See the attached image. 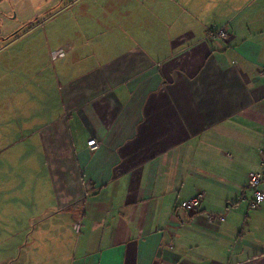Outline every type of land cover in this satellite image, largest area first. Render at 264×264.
Returning a JSON list of instances; mask_svg holds the SVG:
<instances>
[{
    "label": "crops",
    "instance_id": "0c3cea01",
    "mask_svg": "<svg viewBox=\"0 0 264 264\" xmlns=\"http://www.w3.org/2000/svg\"><path fill=\"white\" fill-rule=\"evenodd\" d=\"M121 2L119 24L139 14L141 42L79 67L63 62L77 53L69 43L54 53L70 73L58 74L59 96L20 111L16 136L39 145L52 193L27 224L38 223L51 264H264V202L250 205L264 0ZM199 194V209L182 207Z\"/></svg>",
    "mask_w": 264,
    "mask_h": 264
},
{
    "label": "rangeland",
    "instance_id": "374dc122",
    "mask_svg": "<svg viewBox=\"0 0 264 264\" xmlns=\"http://www.w3.org/2000/svg\"><path fill=\"white\" fill-rule=\"evenodd\" d=\"M123 10L121 0H0V264L53 260L36 220L27 224L39 214L37 205L52 203V193L39 145L16 136L20 111L38 113L59 96L62 68L70 74V64L115 57L119 45L140 43L141 35L131 34L139 29V14L126 26L118 21ZM69 43L77 53L63 61L65 67L54 53ZM36 82L42 83L39 91ZM66 257L57 258L58 264L67 263Z\"/></svg>",
    "mask_w": 264,
    "mask_h": 264
},
{
    "label": "built area",
    "instance_id": "2783aa9c",
    "mask_svg": "<svg viewBox=\"0 0 264 264\" xmlns=\"http://www.w3.org/2000/svg\"><path fill=\"white\" fill-rule=\"evenodd\" d=\"M213 36L215 38L223 39V40H228L229 34L226 30L223 29H217L214 31ZM88 146L90 147L91 150H95L98 147V143L95 139H92L88 141ZM260 164H261V170L257 173H255L251 177V182H250V187L252 188L253 191V200L251 201L250 205L252 209H258L260 205L264 202V192H262L259 187L264 181V145L261 150V159H260ZM202 195H196L191 197L189 200L184 202L182 204V207L186 209L187 211H196L199 209L201 202H202ZM212 220L215 219L214 216L210 217ZM221 221H224V217H220Z\"/></svg>",
    "mask_w": 264,
    "mask_h": 264
}]
</instances>
